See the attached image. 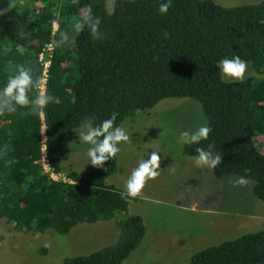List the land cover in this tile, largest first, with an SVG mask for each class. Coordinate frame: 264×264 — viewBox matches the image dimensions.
<instances>
[{
	"label": "trees",
	"instance_id": "16d2710c",
	"mask_svg": "<svg viewBox=\"0 0 264 264\" xmlns=\"http://www.w3.org/2000/svg\"><path fill=\"white\" fill-rule=\"evenodd\" d=\"M162 2L0 0V86L15 64L24 63L41 81L38 92L54 97L38 113L0 116V145L11 147L0 158V218L16 231L65 235L80 223L126 216L130 202L107 182L118 156L102 168L71 169L65 179L52 174L63 172L69 137L84 117L99 122L116 113V126L169 97L200 102L212 129L207 141L185 145L184 154L194 156L197 147L211 143L222 154L214 175L253 180V193L264 202V78L224 82L216 68L218 60L239 56L264 74V0L231 7L172 0L166 15L157 11ZM89 8L101 21L100 40L86 29L70 30ZM61 32L65 42L57 46ZM117 222L114 243L64 264H124L141 245L146 225L141 215ZM188 264H264V224L196 251Z\"/></svg>",
	"mask_w": 264,
	"mask_h": 264
},
{
	"label": "rangeland",
	"instance_id": "374dc122",
	"mask_svg": "<svg viewBox=\"0 0 264 264\" xmlns=\"http://www.w3.org/2000/svg\"><path fill=\"white\" fill-rule=\"evenodd\" d=\"M225 7L261 0H216ZM244 78L259 75L246 61ZM207 118L200 102L188 98H164L151 110L126 117L119 126L130 134V143L121 146L118 169L107 182L124 190V182L147 152H159V176L145 184L128 206L126 216L107 221L80 223L65 235L51 230L31 234L16 231L0 218V264H64L65 259L88 255L114 243L120 235L118 219L141 215L146 234L141 245L124 264H188L196 251L257 231L264 224V202L253 193L254 181L233 187L236 174L217 178L213 170L196 168L192 156L177 143L179 132L201 124ZM69 137L63 172H86L83 148L75 131Z\"/></svg>",
	"mask_w": 264,
	"mask_h": 264
},
{
	"label": "clouds",
	"instance_id": "9594fccd",
	"mask_svg": "<svg viewBox=\"0 0 264 264\" xmlns=\"http://www.w3.org/2000/svg\"><path fill=\"white\" fill-rule=\"evenodd\" d=\"M172 5V0H164L158 5L157 11L161 15H166ZM101 21L94 16L89 8L87 14L76 20L71 25V31L79 34L86 29L94 40L102 38L100 31ZM164 38H168V33H163ZM65 42V33H60L57 46ZM74 46L75 37L70 41ZM10 48L4 47L3 52L7 53ZM246 61L239 56L231 58L224 57L216 62V68L220 79L224 82L242 81L246 71ZM41 81L35 77L33 68L24 63H17L13 66L11 73L0 86V116L16 114L19 110H24V115L40 112L48 103L54 101V97L39 93ZM116 113H112L107 119L100 120L94 116L84 117L79 125L73 130L78 137L79 147L83 148L86 156V165L91 164L96 168H102L104 163L115 159L121 152V146L130 143V134L119 125L114 126ZM211 127L206 123L197 127L182 130L179 132L177 143L182 146L200 145L202 141H207ZM11 151L9 144L0 145V158L7 157ZM159 152H147L146 156L137 162L130 175L124 182V190L121 197L131 202L138 197L145 184L159 176L160 156ZM192 163L196 168L207 169L209 171L217 168L221 164L222 154L213 150V145L209 143L207 148L197 147L195 155L192 156ZM10 163L11 161H6ZM233 187H245L249 180L240 176L230 181ZM39 234L37 233V237Z\"/></svg>",
	"mask_w": 264,
	"mask_h": 264
},
{
	"label": "built area",
	"instance_id": "2783aa9c",
	"mask_svg": "<svg viewBox=\"0 0 264 264\" xmlns=\"http://www.w3.org/2000/svg\"><path fill=\"white\" fill-rule=\"evenodd\" d=\"M49 48H51V47H49ZM49 66V61H46L45 62V71H44V78H43V80H42V83H44V84H42V86H41V90H42V92H44V89H45V81H46V76H47V74H46V72H47V67ZM43 154H44V158H43V164H44V167H45V169L47 170V171H49L50 170V166H49V164H48V160H47V158H46V155H45V149H43ZM54 174H52V176H53Z\"/></svg>",
	"mask_w": 264,
	"mask_h": 264
}]
</instances>
